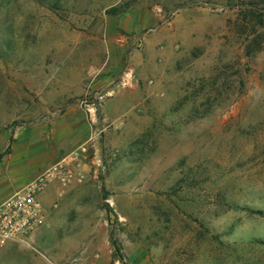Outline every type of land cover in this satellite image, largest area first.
I'll use <instances>...</instances> for the list:
<instances>
[{"label":"rangeland","instance_id":"374dc122","mask_svg":"<svg viewBox=\"0 0 264 264\" xmlns=\"http://www.w3.org/2000/svg\"><path fill=\"white\" fill-rule=\"evenodd\" d=\"M68 161L0 264H264V0H0V202Z\"/></svg>","mask_w":264,"mask_h":264},{"label":"built area","instance_id":"2783aa9c","mask_svg":"<svg viewBox=\"0 0 264 264\" xmlns=\"http://www.w3.org/2000/svg\"><path fill=\"white\" fill-rule=\"evenodd\" d=\"M69 165L70 161L58 164L45 176L30 182L0 202V251L9 244L24 242V238L48 226L50 208L40 195L55 178L65 187L74 181L75 176Z\"/></svg>","mask_w":264,"mask_h":264},{"label":"crops","instance_id":"0c3cea01","mask_svg":"<svg viewBox=\"0 0 264 264\" xmlns=\"http://www.w3.org/2000/svg\"><path fill=\"white\" fill-rule=\"evenodd\" d=\"M43 202H44V200H43ZM44 203H45V205L48 208H50V211H49L50 213H48V215L52 214L51 213V207H49V205L46 203V201ZM48 228L43 227L40 230H38L35 234H33L32 236H33L34 241H36L38 243L40 236L47 234ZM23 245H24V243L17 242V243L9 244L6 248L4 247L1 252H2V254L5 253V256L6 257L3 256L4 258L3 257L2 258L5 259V260H7V259L14 258L15 255H20L22 252L26 251V248ZM38 264H48V263L43 262V261L40 260V261H38Z\"/></svg>","mask_w":264,"mask_h":264},{"label":"trees","instance_id":"16d2710c","mask_svg":"<svg viewBox=\"0 0 264 264\" xmlns=\"http://www.w3.org/2000/svg\"><path fill=\"white\" fill-rule=\"evenodd\" d=\"M112 239V245L114 247V258L118 260L121 264H129L127 261V257L124 254L121 246L119 245L118 241L115 238Z\"/></svg>","mask_w":264,"mask_h":264}]
</instances>
